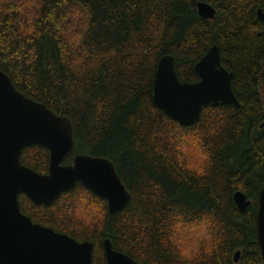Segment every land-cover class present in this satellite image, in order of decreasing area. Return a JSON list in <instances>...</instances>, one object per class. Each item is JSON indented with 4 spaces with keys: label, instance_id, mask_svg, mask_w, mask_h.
Wrapping results in <instances>:
<instances>
[{
    "label": "trees",
    "instance_id": "trees-1",
    "mask_svg": "<svg viewBox=\"0 0 264 264\" xmlns=\"http://www.w3.org/2000/svg\"><path fill=\"white\" fill-rule=\"evenodd\" d=\"M199 2L217 11L199 15ZM264 0H0V70L27 98L74 123L76 155L112 161L132 196L111 215L106 200L83 185L50 206L20 196L34 223L94 243V264H107L103 243L138 264H178L170 240L176 224L191 236L214 220V250L199 264H264L257 213L264 186ZM217 45L234 74L241 106H209L182 126L153 101L159 61L173 56L182 82L199 81L195 66ZM206 171L188 167L197 153ZM22 163L49 172L50 154L28 147ZM238 192L251 206L240 211ZM100 219H75L83 203ZM241 252L239 263H235Z\"/></svg>",
    "mask_w": 264,
    "mask_h": 264
},
{
    "label": "water",
    "instance_id": "water-1",
    "mask_svg": "<svg viewBox=\"0 0 264 264\" xmlns=\"http://www.w3.org/2000/svg\"><path fill=\"white\" fill-rule=\"evenodd\" d=\"M201 18L214 21L216 9L197 4ZM264 21V12L259 11ZM199 81L182 82L176 60L164 56L154 80V104L182 126L196 124L204 108L236 106L241 103L233 90L234 74L222 64L220 49L214 45L195 66ZM40 146L50 154L49 172L40 174L25 166L22 154L28 147ZM77 147L73 121L58 115L45 104L19 92L11 78L0 70V264H94V243L79 242L23 214L20 196L36 205L50 206L78 184L108 203L111 215L125 210L132 200L115 164L107 158L76 155L65 162ZM235 202L245 213L251 201L242 192ZM257 238L264 261V186L257 213ZM107 264H138L127 254L115 250L110 239L103 243ZM237 252L235 263H239Z\"/></svg>",
    "mask_w": 264,
    "mask_h": 264
},
{
    "label": "clouds",
    "instance_id": "clouds-1",
    "mask_svg": "<svg viewBox=\"0 0 264 264\" xmlns=\"http://www.w3.org/2000/svg\"><path fill=\"white\" fill-rule=\"evenodd\" d=\"M207 156L197 152L188 162V167L199 173L204 174L206 171ZM103 214L99 206H87L83 202L75 210V219L82 223L84 227H91L96 223ZM214 220L206 217L194 235H187L182 225L176 224L172 228L170 240L174 245L175 254L178 264H199V261L205 256L210 255L214 250L215 235L213 232Z\"/></svg>",
    "mask_w": 264,
    "mask_h": 264
}]
</instances>
